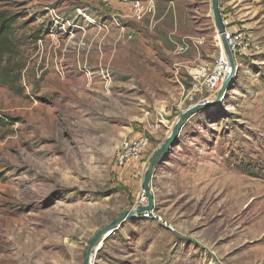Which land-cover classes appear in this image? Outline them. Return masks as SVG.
I'll return each instance as SVG.
<instances>
[{
  "label": "rangeland",
  "instance_id": "obj_1",
  "mask_svg": "<svg viewBox=\"0 0 264 264\" xmlns=\"http://www.w3.org/2000/svg\"><path fill=\"white\" fill-rule=\"evenodd\" d=\"M135 1L156 10L137 20ZM3 11L22 18L0 77V264H84L95 235L143 205L151 158L199 102L174 75L195 57L214 68L212 0H0ZM219 11L241 41L233 80L152 180L174 231L127 219L90 264H264V0ZM195 39L199 53H178ZM142 136L143 156L117 167L122 142Z\"/></svg>",
  "mask_w": 264,
  "mask_h": 264
},
{
  "label": "built area",
  "instance_id": "obj_2",
  "mask_svg": "<svg viewBox=\"0 0 264 264\" xmlns=\"http://www.w3.org/2000/svg\"><path fill=\"white\" fill-rule=\"evenodd\" d=\"M102 1L105 4H109L112 0ZM155 10L156 6L153 1H148L146 3L135 1L132 3V16L137 20L143 19L146 15L155 12ZM225 39L235 60L240 52L241 41L227 30H225ZM191 41V44L186 43L179 45L177 49L178 53L184 55L190 50H195L199 53L200 48L205 43L204 39H195V41ZM219 51L220 52L215 60L214 68L200 62L184 63L176 67L174 76L177 79V82L183 89H185V80L189 81V85L191 86V88L187 90L186 95V100L190 103H194L197 98V101H200L199 98L204 95L215 97L226 79L231 75L232 67L224 47H219ZM181 79L183 81H181ZM148 146L149 139L143 136L137 139L124 140L120 145L116 156L117 167H125L128 164L139 160L147 150ZM140 200L143 205L147 204V198L144 192L141 194ZM142 218L158 221L162 223L168 231H174V226L165 220L156 210L146 212Z\"/></svg>",
  "mask_w": 264,
  "mask_h": 264
},
{
  "label": "water",
  "instance_id": "obj_3",
  "mask_svg": "<svg viewBox=\"0 0 264 264\" xmlns=\"http://www.w3.org/2000/svg\"><path fill=\"white\" fill-rule=\"evenodd\" d=\"M212 11H213L216 27L219 30L220 39L222 41L224 50L228 55L230 65L232 67L231 75L226 79L220 91L215 97L200 100L196 104L188 107L182 113V115L180 116V118L177 120L176 124L172 128V131L168 135L167 139L160 145L159 149L155 152V154L151 158L149 166L145 172L143 191L147 198V204L135 208L133 211L123 212L114 222H112L111 224L100 230L89 244L84 264H90L92 252L94 251V246L102 242L104 238L108 237L116 229L123 226V224L127 219L139 218L142 217L146 212H151L156 210V201L154 195L152 194L151 186H152V180L156 175L157 167L170 153L172 146L176 143V141L180 137L181 132L186 126L187 122L198 113L216 108L225 97L229 85L233 80L236 71V64L234 57L225 39V27L222 22L219 11V0H212Z\"/></svg>",
  "mask_w": 264,
  "mask_h": 264
},
{
  "label": "trees",
  "instance_id": "obj_4",
  "mask_svg": "<svg viewBox=\"0 0 264 264\" xmlns=\"http://www.w3.org/2000/svg\"><path fill=\"white\" fill-rule=\"evenodd\" d=\"M22 16L0 12V77L8 81L11 73L7 70L6 63L9 62L14 49L19 47L15 41V25L21 20Z\"/></svg>",
  "mask_w": 264,
  "mask_h": 264
},
{
  "label": "crops",
  "instance_id": "obj_5",
  "mask_svg": "<svg viewBox=\"0 0 264 264\" xmlns=\"http://www.w3.org/2000/svg\"><path fill=\"white\" fill-rule=\"evenodd\" d=\"M188 60H189L188 61L189 63L199 62V61L202 62L199 57L198 58L195 57L194 60H192V59H188Z\"/></svg>",
  "mask_w": 264,
  "mask_h": 264
},
{
  "label": "bare ground",
  "instance_id": "obj_6",
  "mask_svg": "<svg viewBox=\"0 0 264 264\" xmlns=\"http://www.w3.org/2000/svg\"><path fill=\"white\" fill-rule=\"evenodd\" d=\"M218 41H221V39H220V37H219V40ZM222 43V42H221ZM222 46H223V44H221ZM101 243V242H100ZM94 255H95V249H94V251L92 252V256H91V261L93 260V257H94ZM94 261V260H93ZM92 261V262H93Z\"/></svg>",
  "mask_w": 264,
  "mask_h": 264
}]
</instances>
